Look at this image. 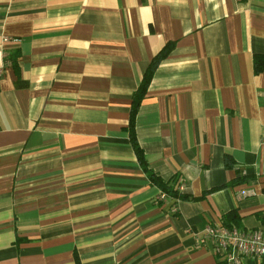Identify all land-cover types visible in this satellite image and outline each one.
Wrapping results in <instances>:
<instances>
[{
	"label": "crops",
	"instance_id": "0c3cea01",
	"mask_svg": "<svg viewBox=\"0 0 264 264\" xmlns=\"http://www.w3.org/2000/svg\"><path fill=\"white\" fill-rule=\"evenodd\" d=\"M168 42L136 136L187 198L158 201L123 128ZM254 56L264 0H0V264H224L205 228L264 223Z\"/></svg>",
	"mask_w": 264,
	"mask_h": 264
},
{
	"label": "trees",
	"instance_id": "16d2710c",
	"mask_svg": "<svg viewBox=\"0 0 264 264\" xmlns=\"http://www.w3.org/2000/svg\"><path fill=\"white\" fill-rule=\"evenodd\" d=\"M175 47V42L166 43L151 59L149 64L147 65L143 75L141 77L140 83L137 89L133 92L131 96V105L129 111V119L128 123L123 131L127 133L129 143L131 148L135 154L139 167L142 172L145 174L149 183L152 186H155L160 194L165 195L168 198H180L186 199L187 196L181 194L178 191V183L179 181L176 178L172 177L169 180H164L159 175H157L148 165L144 151L140 147L137 136H136V117L141 105V102L145 98L148 88L151 84L155 71L159 67V65L171 54ZM11 66L14 69V72L17 74V58L16 56L11 57ZM254 65V73H261L264 69V56H254L253 59ZM236 183V182H235ZM224 225L233 226L238 225L239 217L235 211H230L223 215Z\"/></svg>",
	"mask_w": 264,
	"mask_h": 264
},
{
	"label": "built area",
	"instance_id": "2783aa9c",
	"mask_svg": "<svg viewBox=\"0 0 264 264\" xmlns=\"http://www.w3.org/2000/svg\"><path fill=\"white\" fill-rule=\"evenodd\" d=\"M8 42V39H4ZM2 67H0V76ZM159 194L158 201L165 200ZM199 242L210 243L213 252L224 264H239L242 258H253L264 264V223L258 229L245 230L230 225L207 226Z\"/></svg>",
	"mask_w": 264,
	"mask_h": 264
}]
</instances>
